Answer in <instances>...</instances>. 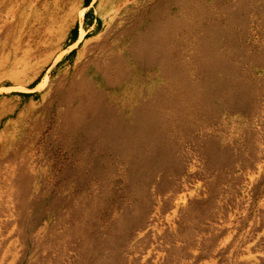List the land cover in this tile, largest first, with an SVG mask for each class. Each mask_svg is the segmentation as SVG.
<instances>
[{
    "label": "rangeland",
    "instance_id": "1",
    "mask_svg": "<svg viewBox=\"0 0 264 264\" xmlns=\"http://www.w3.org/2000/svg\"><path fill=\"white\" fill-rule=\"evenodd\" d=\"M0 264H264V0H0Z\"/></svg>",
    "mask_w": 264,
    "mask_h": 264
},
{
    "label": "trees",
    "instance_id": "2",
    "mask_svg": "<svg viewBox=\"0 0 264 264\" xmlns=\"http://www.w3.org/2000/svg\"><path fill=\"white\" fill-rule=\"evenodd\" d=\"M76 37H77V30L74 29L73 32H72V40H73L72 42H74L76 40Z\"/></svg>",
    "mask_w": 264,
    "mask_h": 264
},
{
    "label": "bare ground",
    "instance_id": "3",
    "mask_svg": "<svg viewBox=\"0 0 264 264\" xmlns=\"http://www.w3.org/2000/svg\"><path fill=\"white\" fill-rule=\"evenodd\" d=\"M80 38V37H79Z\"/></svg>",
    "mask_w": 264,
    "mask_h": 264
}]
</instances>
